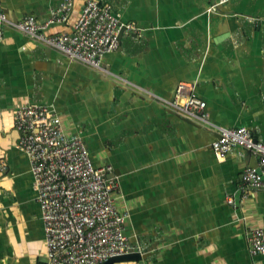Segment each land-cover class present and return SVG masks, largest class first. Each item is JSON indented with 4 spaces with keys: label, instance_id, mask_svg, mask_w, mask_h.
<instances>
[{
    "label": "crops",
    "instance_id": "crops-1",
    "mask_svg": "<svg viewBox=\"0 0 264 264\" xmlns=\"http://www.w3.org/2000/svg\"><path fill=\"white\" fill-rule=\"evenodd\" d=\"M62 0H0L11 21L44 23ZM86 0H73L68 31ZM123 23L106 73L71 61L10 28L0 47V264H45L44 232L26 155L16 148L13 112L53 107L65 133H80L95 167L117 181L125 235L139 261L116 264H264L247 233L264 230V190L244 192L248 151L218 161L215 131L141 93L170 100L191 83L209 122L246 127L264 143V0H98ZM244 194V195H243Z\"/></svg>",
    "mask_w": 264,
    "mask_h": 264
},
{
    "label": "built area",
    "instance_id": "built-area-1",
    "mask_svg": "<svg viewBox=\"0 0 264 264\" xmlns=\"http://www.w3.org/2000/svg\"><path fill=\"white\" fill-rule=\"evenodd\" d=\"M227 2L214 0L205 12L215 13ZM72 8L73 0H62L49 11L44 23L33 15L11 21L0 8V47L5 29L10 28L71 61L106 73L103 57L117 50L121 30L130 33L135 27L123 23L110 4L86 0L71 29L46 32L51 26H67ZM141 94L215 131L211 150L218 161L233 150L250 152L256 165L243 169L240 184L244 192L264 190V143L246 127L226 128L209 122L204 113L206 103L196 95L193 84L179 83L170 100L148 91ZM13 128L16 148L28 159L40 209L45 264H103L109 258L134 252L124 233L129 215L114 204L117 181L107 178L111 167L94 166L80 133H65L53 107L40 103L18 106L13 112ZM246 241L251 256L264 255V230L251 228Z\"/></svg>",
    "mask_w": 264,
    "mask_h": 264
},
{
    "label": "water",
    "instance_id": "water-1",
    "mask_svg": "<svg viewBox=\"0 0 264 264\" xmlns=\"http://www.w3.org/2000/svg\"><path fill=\"white\" fill-rule=\"evenodd\" d=\"M122 32L123 31L121 30L119 33V38L121 37ZM140 259H141L140 252L134 251V252L128 253L126 255L109 258L103 264H116V263L130 262V261H139Z\"/></svg>",
    "mask_w": 264,
    "mask_h": 264
}]
</instances>
